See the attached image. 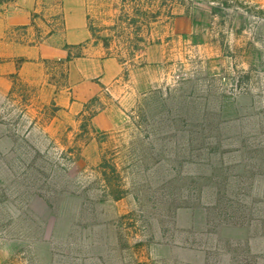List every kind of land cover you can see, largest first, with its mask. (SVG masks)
I'll return each mask as SVG.
<instances>
[{
    "label": "rangeland",
    "instance_id": "obj_1",
    "mask_svg": "<svg viewBox=\"0 0 264 264\" xmlns=\"http://www.w3.org/2000/svg\"><path fill=\"white\" fill-rule=\"evenodd\" d=\"M87 6L96 29L121 7ZM163 12L148 39L164 44L158 89L98 142L123 198L67 152L78 127L48 133L53 111L36 88L0 96V264H264V19L214 17L201 0ZM48 60L47 80L61 81Z\"/></svg>",
    "mask_w": 264,
    "mask_h": 264
},
{
    "label": "crops",
    "instance_id": "obj_2",
    "mask_svg": "<svg viewBox=\"0 0 264 264\" xmlns=\"http://www.w3.org/2000/svg\"><path fill=\"white\" fill-rule=\"evenodd\" d=\"M87 1L0 0V96H8L13 75L36 88L39 103L56 108L47 128L52 136L76 129L85 105L98 98L105 107L91 118L94 134L82 149L84 159L94 166L100 162L96 136L127 123L140 97L158 89L155 67L164 61L165 52L162 41L146 46L143 65L129 69L124 78L122 65L91 39ZM80 44L82 56L68 64L66 87L56 89L48 83L43 60L65 61L64 47Z\"/></svg>",
    "mask_w": 264,
    "mask_h": 264
},
{
    "label": "trees",
    "instance_id": "obj_3",
    "mask_svg": "<svg viewBox=\"0 0 264 264\" xmlns=\"http://www.w3.org/2000/svg\"><path fill=\"white\" fill-rule=\"evenodd\" d=\"M119 2V12L111 19L112 24L110 26H104L102 28L96 29L88 21V30L90 32L91 39L95 42L102 44L106 50V55L116 58V60L123 67V77L128 76L129 69L125 65L134 67V60L136 58H141L144 49L149 45L148 39L150 36V31L152 30V25L155 24L159 18L163 15V11L168 9L171 5H184L186 2L190 3L191 0H116ZM210 5L211 15L221 16L226 13L227 10L231 9H242L247 13H254L256 17L264 19V10L259 9L257 12L250 10L248 6H244L245 0H201ZM116 4H113L115 7ZM167 15L171 16L170 10ZM160 40H156L153 43H159ZM83 45H66L64 49L67 52L65 61H55L54 64L60 66L61 69V81L54 80L52 85L56 89H64L67 85L66 81V70L70 61L74 58L81 57V49ZM21 61H18V64ZM49 60H43L44 65L48 64ZM143 65V62L139 63ZM12 78V89L10 90L7 97H11L14 93L15 87L17 85L21 87H29L27 84L23 83L17 75L11 76ZM48 83H50L48 81ZM51 84V83H50ZM33 90V87H29ZM105 105L102 104L98 98L91 99L84 107V112L80 114L79 125H78V137L81 138V143L78 146H73L67 149V152L71 155L74 154L75 161L81 160V150L82 147L87 145L94 134V130L90 126V120L98 112L104 109ZM51 109L53 117L56 108L51 104ZM71 130V129H69ZM97 135L96 139L99 142L101 136ZM105 168L109 169V175L114 176L115 180L106 176L103 171ZM102 177L104 182V193L105 196L111 200L117 201L124 197L126 190L124 186L119 181V176L117 173V167L115 164L108 166L107 161L104 157L100 159V163L95 168ZM112 181V182H111ZM3 264H15L13 261H8Z\"/></svg>",
    "mask_w": 264,
    "mask_h": 264
}]
</instances>
